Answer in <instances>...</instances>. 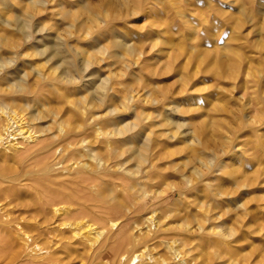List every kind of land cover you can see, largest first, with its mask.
Segmentation results:
<instances>
[{
	"label": "rangeland",
	"instance_id": "374dc122",
	"mask_svg": "<svg viewBox=\"0 0 264 264\" xmlns=\"http://www.w3.org/2000/svg\"><path fill=\"white\" fill-rule=\"evenodd\" d=\"M43 1L0 0L9 20L0 19V52L18 55L30 90L45 96L38 103L59 108L71 127L83 123L96 150L106 148L96 127H123L112 143L127 149L120 159L128 168L138 162L130 147L149 137L141 175L151 190L138 214L164 213L171 237L181 215L223 213L236 229V258L264 264V0ZM49 65L76 79L65 87L44 84L34 70ZM8 69L0 74L4 87L17 75L15 66ZM5 152L0 148V165L21 172ZM65 221L29 186L1 183L0 264H101L89 258L84 225ZM159 237L142 247L145 255L169 254ZM211 253L198 248L189 255L200 261Z\"/></svg>",
	"mask_w": 264,
	"mask_h": 264
},
{
	"label": "bare ground",
	"instance_id": "6f19581e",
	"mask_svg": "<svg viewBox=\"0 0 264 264\" xmlns=\"http://www.w3.org/2000/svg\"><path fill=\"white\" fill-rule=\"evenodd\" d=\"M30 2L34 6L45 1ZM0 19L4 23L9 22L3 11H0ZM117 44L126 47V44L120 41ZM0 53V74L8 72L11 66H15L17 73L7 80L6 87L0 84V148L6 151L7 156L16 160L17 167L22 169L17 172L13 171V165H0V184L7 182L27 185L33 190L43 208H52L59 212L70 225L83 224V228H86L83 235L90 250L89 258L98 259L101 264H245L244 259L236 258V229L227 222L223 213L181 215L176 224H171L174 226L170 232L171 237L165 232L169 226L163 228L164 220L162 221L160 215L164 213L161 212L158 216L156 209H152L149 211L150 215L138 214L136 208L139 200L147 199L151 190V186L148 187L141 175L142 163L147 161L144 150L147 149L149 137L145 141L141 139L143 142L141 141L139 148L134 149L130 145L131 158L135 157L134 152H138L136 169L126 167L127 158L123 159L124 155L123 160L120 159L125 150L127 151L125 146L121 147V150L112 143V136L125 132L123 127H96L95 132L103 137L106 148L103 151L94 149L84 138L83 123L78 122L76 126L71 127L69 120L63 117L59 119V108H54L48 101L38 103L45 100V96L37 97V91L30 90L33 84L28 81V72L16 68L18 55L5 56ZM42 53L44 50L36 52ZM50 55H45V61H50L57 52ZM35 72L36 78L41 79L44 84L53 81V84L65 87L76 79L67 71H60L59 65H49L47 71L37 68ZM3 78L8 79L7 73ZM104 86L103 83L100 84L101 88ZM29 92H33L32 100L28 99ZM15 94H21L23 99L15 97ZM64 96V101L71 102L68 94ZM37 103L40 108L36 107ZM77 107L80 113L84 114V102ZM46 117L53 118L48 125L41 122ZM86 155L91 158V162L84 161ZM7 156L5 155V160L10 159ZM146 167L149 170L152 166ZM187 181L191 182L192 179L187 177ZM166 212L169 213L168 210ZM144 224L148 229L142 231ZM134 228H139L141 232L136 231L138 233L134 234ZM161 236L169 254L163 257L153 256L155 254L145 255L150 251H145L142 247L149 246L148 243L154 237ZM198 248L200 251L206 249L209 254L212 250L213 253L208 259L199 261L198 257L189 255Z\"/></svg>",
	"mask_w": 264,
	"mask_h": 264
}]
</instances>
